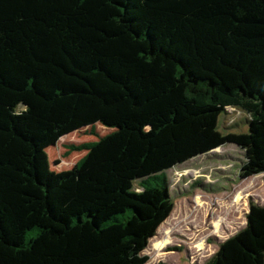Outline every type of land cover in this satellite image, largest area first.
I'll list each match as a JSON object with an SVG mask.
<instances>
[{
  "label": "trees",
  "instance_id": "16d2710c",
  "mask_svg": "<svg viewBox=\"0 0 264 264\" xmlns=\"http://www.w3.org/2000/svg\"><path fill=\"white\" fill-rule=\"evenodd\" d=\"M231 107L248 131L222 137ZM226 143L264 174V0H0L1 264H126L174 209L165 170ZM204 264H264V205Z\"/></svg>",
  "mask_w": 264,
  "mask_h": 264
},
{
  "label": "rangeland",
  "instance_id": "374dc122",
  "mask_svg": "<svg viewBox=\"0 0 264 264\" xmlns=\"http://www.w3.org/2000/svg\"><path fill=\"white\" fill-rule=\"evenodd\" d=\"M249 115L239 108H227L218 119L222 137L242 136L248 131ZM144 131L154 129L143 125ZM108 129L97 125L103 136ZM96 140L90 128L48 144L43 151L44 169L57 176L73 172L86 154L70 151ZM67 152L68 155H67ZM244 150L234 143L175 161L165 170L174 209L140 255L126 264H204L218 245L244 227L249 204L264 205V174L240 178ZM140 179L132 188L140 190ZM1 264V263H0Z\"/></svg>",
  "mask_w": 264,
  "mask_h": 264
}]
</instances>
